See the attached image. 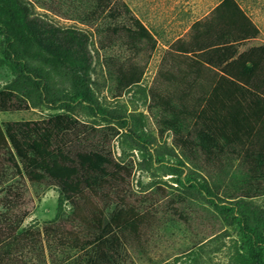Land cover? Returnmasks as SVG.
<instances>
[{
  "label": "rangeland",
  "instance_id": "1",
  "mask_svg": "<svg viewBox=\"0 0 264 264\" xmlns=\"http://www.w3.org/2000/svg\"><path fill=\"white\" fill-rule=\"evenodd\" d=\"M22 1L35 16L88 33L93 66L85 79L36 51L7 57L0 10V91L13 89L32 104L0 111V123L76 119L56 145L72 157L101 152L112 160L108 171L123 177L95 192L84 186L85 198L105 209L108 220L123 205L144 215L137 235L118 231L109 237L113 245L81 249L76 239L87 242L96 233L78 225L72 203H60L58 183L29 182L0 157V264H264V171H254L264 170V160L248 158L264 156V139L225 141L199 117V98L210 95L218 72L200 45L226 30L212 13L222 0H116L115 18L97 14V0ZM237 2L259 34L234 44L231 57L254 50L255 79H262L264 0ZM130 16L155 36V50L129 35ZM198 20L202 26L192 31ZM178 50L207 68L185 56L193 65L183 63ZM131 64L144 75L126 87L122 73ZM225 72L235 75L233 67Z\"/></svg>",
  "mask_w": 264,
  "mask_h": 264
},
{
  "label": "trees",
  "instance_id": "2",
  "mask_svg": "<svg viewBox=\"0 0 264 264\" xmlns=\"http://www.w3.org/2000/svg\"><path fill=\"white\" fill-rule=\"evenodd\" d=\"M97 2V14L107 13L114 18L117 17L114 7L116 0H97ZM0 5L3 14L2 23L6 27L7 57L23 56L36 51L38 55L75 70L82 78H90L93 57L88 33L75 27H61L35 16L29 5L22 0H0ZM126 9L131 11L128 7ZM212 13L219 21L217 25L222 24L226 30L213 40L200 45V50L237 44L239 41L251 40L259 34V29L237 0H222ZM130 20L132 25L127 30L129 35L133 39L147 41L151 44L152 50H155L157 39L151 31L138 18L130 16ZM202 24L201 21L194 23L191 30H196ZM253 51L251 54H241L235 59L230 56L229 59L232 60L229 67L234 68V77L223 76L218 79L219 73L216 72L210 85V95L199 98V117L209 122L214 133L228 142L245 139L253 143L256 139H264V78L255 79L259 62L251 57ZM185 57L192 59L187 55ZM192 60L197 68H207L200 60ZM143 75L144 68L131 64L128 73H122L123 83L126 87L138 85ZM256 88H262V91ZM27 99L31 97L26 95ZM24 102L25 107H31L32 104L29 105V101L19 98L15 90L0 91V111L21 109ZM195 114L196 111H193V115ZM77 123L76 119L67 114L41 121L0 123V157H5L17 175L29 182L41 183L49 179L58 183L60 203L64 201L72 203V216L78 225L96 233L94 239L87 242L76 239L77 247L85 249L108 242L113 245L114 239L111 241L109 237L116 235L118 231L122 234L132 231L137 235L144 214L135 207L123 205L112 213L108 220L105 209H101L93 200L85 198L82 193L84 186L95 192L94 187L109 184L111 178L122 180L123 177L118 171L113 174L108 171L112 160L101 152H82L72 157L63 147L56 145L58 136L70 131ZM3 154L8 156H2ZM248 158L255 162L258 160V163H263L264 160V156H248ZM115 165L119 171L124 169L119 164ZM262 169L257 167L254 170L255 174L264 171ZM208 189L211 192L210 188ZM77 196H80L83 203L75 201ZM244 225L248 226V223ZM25 233L34 235L29 231Z\"/></svg>",
  "mask_w": 264,
  "mask_h": 264
},
{
  "label": "crops",
  "instance_id": "3",
  "mask_svg": "<svg viewBox=\"0 0 264 264\" xmlns=\"http://www.w3.org/2000/svg\"><path fill=\"white\" fill-rule=\"evenodd\" d=\"M208 15L209 14L204 15L201 19H204ZM201 19H199V20H201ZM179 38H181V37H179ZM179 38H177V39H179ZM170 46L164 45L163 47L165 48V51H167ZM233 47H234V44L233 45L227 44L224 47L220 46L218 48L209 49L210 51L206 50L207 52L209 51V55H210V57L207 58L208 60H206V64H207V66L217 70L220 73V76L218 79H221L223 76H231L228 73H226L225 71H226V68L229 67V63L232 60L229 58H230V56L233 55V51H234ZM175 53H176V55L183 56V63H186L188 65H193L189 59L184 57L185 55L191 56L192 53H185L182 50H178ZM183 63H179V64H180V66L185 67V64H183ZM231 78H232V76H231Z\"/></svg>",
  "mask_w": 264,
  "mask_h": 264
}]
</instances>
